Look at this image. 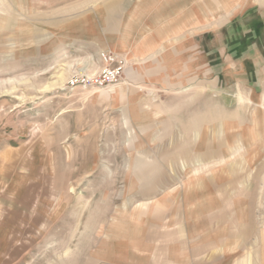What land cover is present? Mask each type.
I'll list each match as a JSON object with an SVG mask.
<instances>
[{"label":"rangeland","instance_id":"rangeland-1","mask_svg":"<svg viewBox=\"0 0 264 264\" xmlns=\"http://www.w3.org/2000/svg\"><path fill=\"white\" fill-rule=\"evenodd\" d=\"M9 1L0 0V264H180L176 230L194 234L184 264H259L264 136L228 149L210 139L201 150L185 129L203 117L209 133L218 111L252 129L264 116V2L221 0L235 11L189 20L181 37L203 55V77L183 68L155 79L156 61L175 47L132 56L115 47L123 25L112 19L139 0ZM115 1L113 15L98 12ZM102 51L124 61L123 80L69 88L99 70ZM177 147L189 157L176 158ZM197 207L189 230L185 211ZM228 215L252 223L248 244L198 252Z\"/></svg>","mask_w":264,"mask_h":264},{"label":"crops","instance_id":"crops-1","mask_svg":"<svg viewBox=\"0 0 264 264\" xmlns=\"http://www.w3.org/2000/svg\"><path fill=\"white\" fill-rule=\"evenodd\" d=\"M12 1L13 0L9 1V5L11 7ZM52 2L53 0H50L49 3ZM258 2L262 4L264 0H259ZM232 4L233 3L230 1L227 3H222L221 0H139L133 4L123 19H112L116 25L120 23L123 25L121 32L117 33V39L119 40L115 47L118 46L117 50L125 51L130 56L146 54L150 55L156 53L157 51L164 50L166 46H170L171 48L175 47L166 52L161 61H156L157 66H155L154 71H159V73L155 74L154 78L160 79L161 73L163 71L172 72L174 70H180L183 68L194 69L198 77L201 78L203 77L204 72L203 55L198 54V52H194L196 45L192 39L181 37V34L185 28V24L190 20L193 21V23L195 22L197 25L200 18L202 17V13H204L205 10L209 8H228L226 10L227 14H232L235 11L230 10L232 8ZM118 9L119 5L115 1L109 3L105 10L99 8L98 12H100L102 15H113ZM198 15L201 17L199 18ZM101 22L104 23L108 28L110 22L107 17H102ZM11 24L13 25L15 23L9 22L8 25L11 27ZM68 26L69 30L73 28L72 24H69ZM139 38L141 41L136 43V39ZM212 47L217 49L218 57H220V43L216 40H213ZM104 49L105 48H100V50ZM193 55L196 56L192 58ZM224 57L223 59L226 61L227 58ZM159 62L163 63L165 67L161 68ZM215 115L216 116L211 117L213 124L209 130V133L204 131L205 120L203 117H198L195 121V124L192 123L191 125L186 126L185 133H189L190 129L192 132L194 131V141L197 142L196 144L199 149L201 148V150L206 147L208 148V146L205 144L206 141L208 142L210 139L215 141V148L224 147L228 149L233 147L239 141L243 142L245 145L247 144L248 147H252V144L255 143L256 139L264 136V116H261L260 114H258L253 119V129L249 127L237 126L236 119L234 117H229L222 121L220 119L219 111ZM197 128H199V131L195 130ZM237 130L240 132L237 133ZM177 150L178 154L175 155L176 158H182L184 157L183 155H185L186 158L189 157L185 152H181L183 151L181 150V147H177ZM218 154L219 151L216 150L215 155H210V157H217ZM227 156L230 157L231 155ZM237 167H239V165L234 163L229 167L227 166L226 170L231 173ZM262 167H264V164ZM201 169L202 167L195 168L193 175L196 176ZM236 182L237 181H235V179L232 180L229 186L234 185ZM195 184L196 182L189 184L190 190L187 192V197L189 196L191 198L197 195L199 188H197ZM201 210V207H197L194 210L188 209L185 211L184 220L186 221V225L189 227V230L194 223V217L201 215ZM239 217L240 215L238 217L228 215L226 219L222 221L220 220L218 224L222 225V227L219 229V231L216 234H212L211 236L208 234L201 236V238L198 240L200 245L198 248H196V250L199 252L205 250L209 246H215L219 252H222L225 249H229L230 247H244L247 245L248 241L246 237L248 236L249 231H252L253 226L251 222H244ZM174 234L179 238V240L175 242L176 244H179L181 240L184 242L180 243V247H172L171 255L180 264H184L185 255L181 250L186 245L187 238L191 240L194 234L193 232H190L184 236L179 230H176ZM174 234L167 232L165 236L174 239ZM170 244H173V242H170ZM256 247H259L258 254L260 256L258 262L259 264H264V235L261 236L259 246Z\"/></svg>","mask_w":264,"mask_h":264},{"label":"built area","instance_id":"built-area-1","mask_svg":"<svg viewBox=\"0 0 264 264\" xmlns=\"http://www.w3.org/2000/svg\"><path fill=\"white\" fill-rule=\"evenodd\" d=\"M99 70L91 76H75L69 82V88L77 85L84 88H105L119 84L123 80L124 61L116 55L102 51L98 54Z\"/></svg>","mask_w":264,"mask_h":264}]
</instances>
